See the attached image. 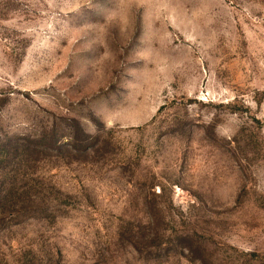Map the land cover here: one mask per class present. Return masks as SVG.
Segmentation results:
<instances>
[{
	"label": "rangeland",
	"instance_id": "1",
	"mask_svg": "<svg viewBox=\"0 0 264 264\" xmlns=\"http://www.w3.org/2000/svg\"><path fill=\"white\" fill-rule=\"evenodd\" d=\"M3 194L0 264H264V0H0Z\"/></svg>",
	"mask_w": 264,
	"mask_h": 264
},
{
	"label": "trees",
	"instance_id": "2",
	"mask_svg": "<svg viewBox=\"0 0 264 264\" xmlns=\"http://www.w3.org/2000/svg\"><path fill=\"white\" fill-rule=\"evenodd\" d=\"M7 197H9V194H3L0 196V207H2L5 204L6 200H8ZM9 216L11 215L9 214Z\"/></svg>",
	"mask_w": 264,
	"mask_h": 264
}]
</instances>
